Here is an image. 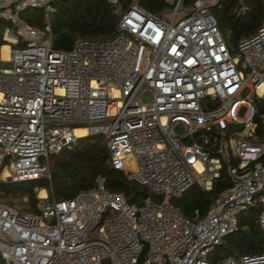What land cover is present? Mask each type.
<instances>
[{
  "label": "built area",
  "instance_id": "built-area-1",
  "mask_svg": "<svg viewBox=\"0 0 264 264\" xmlns=\"http://www.w3.org/2000/svg\"><path fill=\"white\" fill-rule=\"evenodd\" d=\"M55 1L0 0V181H51L52 155L101 135L113 168L149 197L131 204L98 177L70 200L40 190L37 214L0 203L4 264H212L255 205L264 234V17L232 52L212 13L219 0H164L160 14L137 0L115 36L66 50L54 47ZM28 10L46 25L22 19ZM224 167L229 186L203 218H184L171 199L210 191ZM220 264H264V250Z\"/></svg>",
  "mask_w": 264,
  "mask_h": 264
},
{
  "label": "trees",
  "instance_id": "trees-1",
  "mask_svg": "<svg viewBox=\"0 0 264 264\" xmlns=\"http://www.w3.org/2000/svg\"><path fill=\"white\" fill-rule=\"evenodd\" d=\"M119 5H111L108 0H56L52 15V29L57 37H68L73 42L79 38L106 40L117 34L118 24L125 12L137 0H118ZM190 0H186L188 2ZM246 10L236 9L238 0H219V5L212 9L229 49L234 52L236 43L252 36L261 25L264 17V0H242ZM149 11L160 14L166 7L164 0H144ZM27 12V22L32 26L43 28L46 19L42 10ZM0 25V46L4 44ZM262 115L258 110L257 117ZM264 124L258 128V137L263 138ZM51 181L41 179L20 183L0 181V203L16 208L21 213H38V191L48 189L57 201L70 200L79 193L97 188V179L102 177L110 192L125 195L128 201L141 203L138 192H148L146 187L129 181L125 173L115 170L110 161L108 141L101 135L77 139L70 148L54 154L49 159ZM230 184L226 168L213 181L208 192L193 186L179 197L172 198L171 203L180 214L189 220L203 218L211 204ZM156 199V197H154ZM158 199V198H157ZM260 206L255 205L241 212L237 217L236 230L223 239L211 255L212 264L232 254H259L264 250V234L257 219ZM0 264H4L0 256Z\"/></svg>",
  "mask_w": 264,
  "mask_h": 264
},
{
  "label": "water",
  "instance_id": "water-1",
  "mask_svg": "<svg viewBox=\"0 0 264 264\" xmlns=\"http://www.w3.org/2000/svg\"><path fill=\"white\" fill-rule=\"evenodd\" d=\"M139 5L147 8L144 0H139ZM73 41L68 37H60L57 38L54 42V47L58 49H66L70 50L72 48ZM139 196H141L143 199H147L149 195L145 191L138 192Z\"/></svg>",
  "mask_w": 264,
  "mask_h": 264
},
{
  "label": "rangeland",
  "instance_id": "rangeland-1",
  "mask_svg": "<svg viewBox=\"0 0 264 264\" xmlns=\"http://www.w3.org/2000/svg\"><path fill=\"white\" fill-rule=\"evenodd\" d=\"M239 3H243V1H242V0H238V4H237V6L239 5ZM30 11L33 12V10H30ZM27 12H29V11L23 12V13L21 14V18L24 19L25 21H27L26 19H27V17H29V16H27V15H29V14H27ZM2 31H3V29H2ZM236 46H237V43H236V45H235V48H236ZM248 94H249V90H244V91L241 93V97H242V98H245ZM240 116H243V112L240 113ZM177 132H179V131H177ZM49 194H50V193H49ZM38 196H40V191H38ZM139 201H140V202L143 201V198H141ZM128 202L131 203L130 201H128ZM141 203H142V202H141ZM137 204H140V203H137ZM15 209H16V208H15ZM16 210L19 211V212H21V211L18 210V209H16Z\"/></svg>",
  "mask_w": 264,
  "mask_h": 264
},
{
  "label": "bare ground",
  "instance_id": "bare-ground-1",
  "mask_svg": "<svg viewBox=\"0 0 264 264\" xmlns=\"http://www.w3.org/2000/svg\"><path fill=\"white\" fill-rule=\"evenodd\" d=\"M4 53H5V54L7 53V48H6V47L4 48ZM41 195H42V196H45L46 194H45V192L43 191V192L41 193Z\"/></svg>",
  "mask_w": 264,
  "mask_h": 264
}]
</instances>
